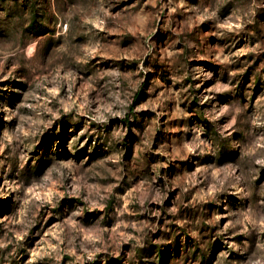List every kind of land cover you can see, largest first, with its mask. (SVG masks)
<instances>
[{"label": "rangeland", "instance_id": "rangeland-1", "mask_svg": "<svg viewBox=\"0 0 264 264\" xmlns=\"http://www.w3.org/2000/svg\"><path fill=\"white\" fill-rule=\"evenodd\" d=\"M0 264H264V0H0Z\"/></svg>", "mask_w": 264, "mask_h": 264}]
</instances>
